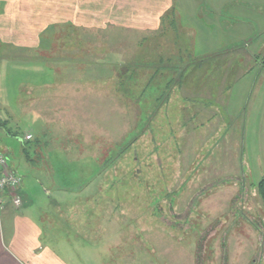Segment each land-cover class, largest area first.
Here are the masks:
<instances>
[{
    "label": "rangeland",
    "instance_id": "374dc122",
    "mask_svg": "<svg viewBox=\"0 0 264 264\" xmlns=\"http://www.w3.org/2000/svg\"><path fill=\"white\" fill-rule=\"evenodd\" d=\"M173 1L164 25L189 34L155 39L152 66L136 32L105 22L110 5L88 9V40L66 44L75 29L46 23L26 47L0 39V153L39 206L54 207L50 190L99 209L89 240L103 264H264V76L244 67L264 61L244 55L254 22L264 31V0Z\"/></svg>",
    "mask_w": 264,
    "mask_h": 264
},
{
    "label": "crops",
    "instance_id": "0c3cea01",
    "mask_svg": "<svg viewBox=\"0 0 264 264\" xmlns=\"http://www.w3.org/2000/svg\"><path fill=\"white\" fill-rule=\"evenodd\" d=\"M64 3L61 0H0V39L7 42L13 41L15 44H22L26 47L30 45L32 40L36 42L35 40H41L44 37L43 23H46V29L49 28V25L58 24H61V26L66 24V28L75 29L73 31L66 30V36L59 37L65 38L66 44L69 40L74 39L88 40L90 32L84 30L89 26L88 9L95 6L96 12L100 16L101 13L104 14L106 8H109L110 12L109 5L113 8L115 16L109 20L105 16V22H113L123 27L125 32H122L123 34L121 35L126 39L133 38L132 35L134 34L131 31L136 32L141 38V42L137 44H144L146 46L145 51L148 49L152 51L151 54L149 52L144 57L146 58V65L152 66L155 63L153 57L154 49H152L153 44L156 45L155 39L168 38L170 34L178 38L182 35L184 38L189 34L188 32H180V30L170 32L164 25L167 22V17H170L168 13L175 8L173 0H67ZM62 8L66 9L65 13ZM173 15L175 16V14ZM220 15L222 17V12ZM258 17L260 20L264 17V14L261 13ZM228 18L230 20L232 16L226 17L225 21H228ZM176 19V22L172 20L171 23L179 22L178 16ZM219 21L221 20L219 19ZM254 23L258 25L259 32H252L248 36L245 45L247 49L244 52L248 59L249 56L253 55L257 58L264 57V38L258 37V33L262 36L264 31L259 23ZM96 27L100 28V26ZM231 28L232 26L226 27L225 33L230 32L231 30L229 29ZM243 29L247 32L251 31L248 28ZM185 30L190 32V36L196 34V31H193L191 27H187ZM255 31H257V28ZM47 33L50 40L54 37L56 38V34H58V32L50 30ZM131 43L129 46L133 47L134 45ZM192 49H189L190 52H185L192 55ZM74 54L79 55V52L76 51ZM74 54L73 56H75ZM182 54L183 51L181 50L180 55ZM73 56L71 57L73 58L72 60L76 61L75 59L78 57L75 58L76 56ZM158 56L159 61H162L161 52ZM55 57L52 54L51 61ZM58 58L64 59L60 56ZM173 58L169 56V60L175 63ZM182 60L181 56H179L176 61L181 62ZM6 61V70H8L10 63L8 55L6 56ZM66 62V67L62 68L65 71H69L72 63L70 64V61ZM210 67L208 66L206 69L210 70ZM244 67L248 74L254 69H258V76H264V61L260 64L258 62L255 64L249 62ZM59 70L57 65L51 67V71L55 74H58ZM72 81L74 80H70L68 83L74 85L75 82ZM199 82L200 80L197 79L195 86ZM68 83L62 84L67 85ZM38 84L41 86V82ZM52 86H59V78L53 80ZM260 92L264 95L263 84H261ZM194 100V104L192 103L193 107L201 104V101H197L198 99ZM189 101L192 102L191 99ZM41 103L42 101L38 100L40 107H38L37 111L41 110ZM198 112H202L201 107ZM214 120L216 119L214 118ZM27 134L31 135L30 133ZM24 141L31 140L24 139ZM19 193L23 201L21 207H15L9 196H7L8 199L3 210L0 208V264H103L105 262L106 255H104L103 247L96 239L94 241L89 240V232L93 229L89 226L90 214L97 215L99 209L89 210L84 208L82 201L78 204H74L73 201H69L70 203L61 201L55 198V194L50 190H47L46 195H48V199L51 202L49 206L53 205L54 207L39 206L35 202L36 198L32 193H27L24 190V182ZM83 194L85 195V193L76 194V198L86 199ZM62 195L68 196L69 193H62ZM86 196L89 195L86 194ZM62 199L65 198L62 197ZM70 199H72V196ZM68 203L71 205L70 207H68ZM91 210L92 213L90 212ZM95 225L94 227L100 232V225ZM73 231H75V234L71 235L70 232Z\"/></svg>",
    "mask_w": 264,
    "mask_h": 264
},
{
    "label": "built area",
    "instance_id": "2783aa9c",
    "mask_svg": "<svg viewBox=\"0 0 264 264\" xmlns=\"http://www.w3.org/2000/svg\"><path fill=\"white\" fill-rule=\"evenodd\" d=\"M26 138L28 140L32 138V135H27ZM8 167L9 162L7 156L0 153V207H3L6 203L8 193L14 191L15 195L11 194L12 203L15 207L19 208L23 204L22 197L19 193L20 187L22 186V177L15 170H9Z\"/></svg>",
    "mask_w": 264,
    "mask_h": 264
},
{
    "label": "trees",
    "instance_id": "16d2710c",
    "mask_svg": "<svg viewBox=\"0 0 264 264\" xmlns=\"http://www.w3.org/2000/svg\"><path fill=\"white\" fill-rule=\"evenodd\" d=\"M257 193L262 201V204L264 206V176L257 184Z\"/></svg>",
    "mask_w": 264,
    "mask_h": 264
}]
</instances>
